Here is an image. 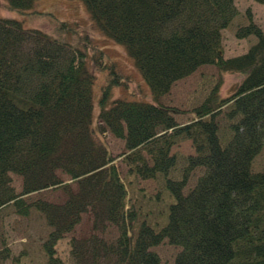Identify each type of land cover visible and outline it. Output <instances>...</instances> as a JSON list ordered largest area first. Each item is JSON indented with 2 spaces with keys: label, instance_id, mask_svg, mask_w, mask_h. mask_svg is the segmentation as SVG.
I'll use <instances>...</instances> for the list:
<instances>
[{
  "label": "trees",
  "instance_id": "16d2710c",
  "mask_svg": "<svg viewBox=\"0 0 264 264\" xmlns=\"http://www.w3.org/2000/svg\"><path fill=\"white\" fill-rule=\"evenodd\" d=\"M4 1L9 11L25 14L40 0ZM78 1L125 48L153 102L113 100L121 83L112 68L94 129L91 67L102 69V56L0 20V222L7 209L22 217L39 213L50 229L42 264H68L59 243L88 213L95 234L68 240L69 264H162L153 250L164 244L180 250L175 264H264V171L252 167L264 149V30L251 19L237 37L257 44L227 59L223 33L239 16L235 0ZM61 29L71 31L67 24ZM204 67L216 68L221 79L236 76L238 84L222 97L220 79L192 110L194 120L181 125L179 111L160 100ZM106 134L124 142L129 176L157 182L155 198L165 189L175 199L162 229L136 207L135 182L121 178ZM184 143L193 153L175 155ZM12 175L25 183L19 194ZM57 189L67 195L60 205L23 199ZM109 228L116 230L112 240L103 238Z\"/></svg>",
  "mask_w": 264,
  "mask_h": 264
},
{
  "label": "rangeland",
  "instance_id": "374dc122",
  "mask_svg": "<svg viewBox=\"0 0 264 264\" xmlns=\"http://www.w3.org/2000/svg\"><path fill=\"white\" fill-rule=\"evenodd\" d=\"M239 10V16L232 25L223 33V47L227 59L237 58L247 54L257 44L254 37L240 40L237 37L242 28H246L252 21L264 30V6L254 3L252 0H235ZM0 20L16 21L22 24L28 32L41 33L52 40L81 45L89 55L98 54L102 56L103 68L99 69L92 65L96 80L93 89L94 111L93 127L97 129L100 114L99 99L102 90L110 79L113 78L112 68L120 77L121 86H115L113 100L126 99L129 101H141L152 103V94L149 86L144 80L141 72L136 68L125 48L112 40H109L94 24L85 4L78 0H40L35 9L30 13H17L8 10V4L0 0ZM61 24L70 26L71 31L66 33L61 29ZM108 69H106V68ZM221 76L216 68H201L190 78L178 82L172 88L169 95L162 98L160 103L164 106L179 111L176 117L181 125L189 124L194 120L192 110L199 106L209 95L213 87L220 81ZM223 86L222 97H228L231 90L238 84V78L225 74L221 79ZM222 121V127L227 123ZM99 136V135H98ZM109 147L115 165L121 178L125 181L133 180L131 186V197L137 196L139 203L136 205L145 215L146 222L156 230L166 226L169 218L170 207L175 203L171 194L163 189L159 198L160 185L157 182L140 183L128 175V169L122 162V156L126 153L125 144L116 140L109 134L103 136ZM173 153L181 157H188L193 153L190 143H184L174 149ZM254 172L264 171V149L253 164ZM199 176V175H197ZM195 176L189 186L193 188L196 184ZM13 187L17 194L23 191L24 181L18 176L12 175ZM137 183H139L137 185ZM73 191L77 187L73 186ZM188 189V190H189ZM139 190L141 192H139ZM28 205L38 201H46L52 204H63L67 200L66 192L62 189L48 190L30 194L23 198ZM0 222V264H42L45 253L43 245L47 240L50 229L45 219L35 210L28 217H22L13 209L3 211ZM94 219L91 213L83 216L82 223L68 236V239L59 243V251L62 253L66 263L68 261V240L86 239L95 234L93 230ZM116 230L109 228L103 238L112 240L116 238ZM9 256L3 258L5 254ZM161 259L162 264H175V259L180 250L164 244L153 250ZM7 254V255H8Z\"/></svg>",
  "mask_w": 264,
  "mask_h": 264
}]
</instances>
